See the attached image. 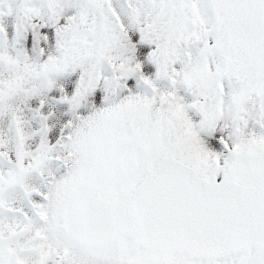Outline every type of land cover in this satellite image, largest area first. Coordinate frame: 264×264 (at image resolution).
Masks as SVG:
<instances>
[{
  "label": "snow or ice",
  "instance_id": "1",
  "mask_svg": "<svg viewBox=\"0 0 264 264\" xmlns=\"http://www.w3.org/2000/svg\"><path fill=\"white\" fill-rule=\"evenodd\" d=\"M0 264H264V0H0Z\"/></svg>",
  "mask_w": 264,
  "mask_h": 264
}]
</instances>
